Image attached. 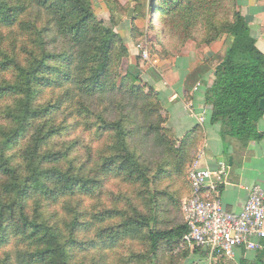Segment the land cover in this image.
Returning <instances> with one entry per match:
<instances>
[{
    "label": "trees",
    "instance_id": "1",
    "mask_svg": "<svg viewBox=\"0 0 264 264\" xmlns=\"http://www.w3.org/2000/svg\"><path fill=\"white\" fill-rule=\"evenodd\" d=\"M101 2L107 24L90 0H0V264L203 256L183 243L179 212L203 130L176 139L139 66L123 69L128 47L115 29L124 17L132 41L154 34L160 60L189 41H222L204 94L209 122L235 153L264 139V53L237 0Z\"/></svg>",
    "mask_w": 264,
    "mask_h": 264
},
{
    "label": "crops",
    "instance_id": "2",
    "mask_svg": "<svg viewBox=\"0 0 264 264\" xmlns=\"http://www.w3.org/2000/svg\"><path fill=\"white\" fill-rule=\"evenodd\" d=\"M237 4L257 47L264 53V0H237ZM131 22L130 17H124L115 29L128 47L123 69L130 65L139 66L141 79L158 94L166 117L165 126L176 139L183 138L196 126L202 128L200 166L211 171L222 166L226 168L220 200L228 212H240L253 186L259 185L264 192V139L251 143L247 152L235 153L236 142L225 145L219 137V125L209 122L211 109L204 103V94L212 84L215 68L224 55L223 42L217 41L202 47L188 43L181 54L173 59L156 58L154 64L139 63L135 43L129 37ZM200 117L204 119L203 124L198 121ZM257 129L264 133V116L258 122ZM229 157H232L231 167L228 165ZM256 242L261 243V249L247 251L240 247L234 251L231 260L216 261L214 264H264V240ZM200 251L203 256L190 254L185 264H206L204 252Z\"/></svg>",
    "mask_w": 264,
    "mask_h": 264
},
{
    "label": "built area",
    "instance_id": "3",
    "mask_svg": "<svg viewBox=\"0 0 264 264\" xmlns=\"http://www.w3.org/2000/svg\"><path fill=\"white\" fill-rule=\"evenodd\" d=\"M136 47L143 60L150 61L146 46L137 44ZM198 121L203 124L204 119L200 117ZM201 158L199 153L187 175L192 194L182 205L188 228L183 243L189 248L202 250L206 264L231 260L234 251L240 247L247 251L261 249V243L256 240H264L263 189L259 185L253 186L241 211L228 212L217 189L222 184L226 168L222 166L215 171L202 168Z\"/></svg>",
    "mask_w": 264,
    "mask_h": 264
},
{
    "label": "rangeland",
    "instance_id": "4",
    "mask_svg": "<svg viewBox=\"0 0 264 264\" xmlns=\"http://www.w3.org/2000/svg\"><path fill=\"white\" fill-rule=\"evenodd\" d=\"M117 2H119L120 4H125V3H127V2H132L133 0H116ZM90 2H91V6H92V10H93V12H94V14H95V16L98 18V20H101V21H103V22H105L106 24L108 23V21H109V14L107 13V9H106V7L104 6V4L101 2V0H90ZM137 24H138V26H140V27H145L146 26V22L145 21H140V20H138L137 21ZM135 44V49H136V51H137V58H138V62L139 63H149V64H154V60L157 58V56L154 54V52L153 51H157V50H159L160 48H157L156 46L154 47V45H155V42H154V34L151 32V31H148L147 32V34H146V37L144 38H141V39H139V40H137L136 42H134ZM188 43H193V44H195L194 42H187L186 44H185V46L188 44ZM137 44H143V45H145L146 46V48H147V50H148V52L150 53V57H149V59H150V61H144L143 60V58H142V55H141V53L139 52V50L137 49V47H136V45ZM184 46V47H185ZM195 46H196V44H195ZM197 47V46H196ZM200 150H198V152H197V155H196V158L194 159V161H193V163L197 160V156H198V154L200 153L199 152ZM193 163H192V165H193ZM192 165H191V167H192ZM188 175V174H187ZM187 182H188V180H187ZM165 183L166 184H168V183H170L169 181H165ZM165 184V185H166ZM164 186V185H163ZM186 199L185 198H182L181 199V201H180V208H179V212H180V214H181V212H182V205H183V202L185 201ZM226 261V260H225ZM179 264H185V260H183V261H181Z\"/></svg>",
    "mask_w": 264,
    "mask_h": 264
},
{
    "label": "water",
    "instance_id": "5",
    "mask_svg": "<svg viewBox=\"0 0 264 264\" xmlns=\"http://www.w3.org/2000/svg\"><path fill=\"white\" fill-rule=\"evenodd\" d=\"M259 109L262 110V111H264V99L260 100V102H259ZM228 165H229V167L232 166V157H229V159H228Z\"/></svg>",
    "mask_w": 264,
    "mask_h": 264
}]
</instances>
